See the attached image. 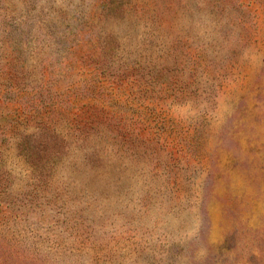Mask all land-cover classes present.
I'll list each match as a JSON object with an SVG mask.
<instances>
[{
  "label": "rangeland",
  "instance_id": "rangeland-1",
  "mask_svg": "<svg viewBox=\"0 0 264 264\" xmlns=\"http://www.w3.org/2000/svg\"><path fill=\"white\" fill-rule=\"evenodd\" d=\"M0 264H264V0H0Z\"/></svg>",
  "mask_w": 264,
  "mask_h": 264
}]
</instances>
